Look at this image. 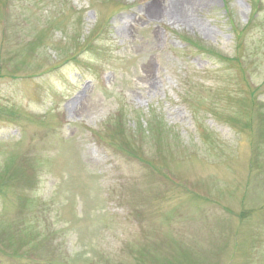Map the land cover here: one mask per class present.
I'll list each match as a JSON object with an SVG mask.
<instances>
[{
  "label": "rangeland",
  "instance_id": "rangeland-1",
  "mask_svg": "<svg viewBox=\"0 0 264 264\" xmlns=\"http://www.w3.org/2000/svg\"><path fill=\"white\" fill-rule=\"evenodd\" d=\"M177 2L0 0V264H264V0Z\"/></svg>",
  "mask_w": 264,
  "mask_h": 264
},
{
  "label": "bare ground",
  "instance_id": "bare-ground-1",
  "mask_svg": "<svg viewBox=\"0 0 264 264\" xmlns=\"http://www.w3.org/2000/svg\"><path fill=\"white\" fill-rule=\"evenodd\" d=\"M178 2H177V0H173V3H172V5H171V8H170V10L171 11H180L182 8H178L177 7V4ZM149 9V8H148ZM149 11L152 13V15H157V11H156V9L155 8H153L152 6H150V9H149Z\"/></svg>",
  "mask_w": 264,
  "mask_h": 264
}]
</instances>
